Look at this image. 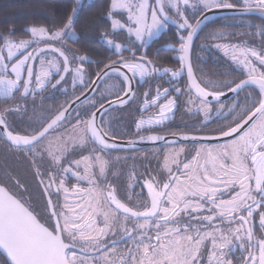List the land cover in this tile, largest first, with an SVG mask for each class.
<instances>
[{
  "label": "snow or ice",
  "instance_id": "6c2138e0",
  "mask_svg": "<svg viewBox=\"0 0 264 264\" xmlns=\"http://www.w3.org/2000/svg\"><path fill=\"white\" fill-rule=\"evenodd\" d=\"M80 8L26 28L27 39L0 33V146L31 177L2 170L0 264H264V22L248 33L259 45L211 46L238 79L197 82L191 60L207 13L264 21V0H110V54L92 74L86 50L65 47ZM170 25L179 65L159 67L148 49ZM56 93L65 102L45 109ZM137 100L126 139L112 112ZM177 112L192 122L172 131ZM145 143L156 151L130 155Z\"/></svg>",
  "mask_w": 264,
  "mask_h": 264
},
{
  "label": "trees",
  "instance_id": "16d2710c",
  "mask_svg": "<svg viewBox=\"0 0 264 264\" xmlns=\"http://www.w3.org/2000/svg\"><path fill=\"white\" fill-rule=\"evenodd\" d=\"M73 3L74 0H0V33H7L13 29L16 32V39L28 38L24 35L26 28L49 26L53 18H63L70 11ZM109 4L110 0L85 1L76 18L75 31L78 39L76 42L70 40V43L74 51L84 53L86 50L91 60V65L87 66V73L89 74L98 72L96 62L110 54L105 47V41L102 39L105 30L110 31V21H106L104 18ZM233 17L238 16L215 19L204 25L199 32L193 47L192 62L200 82L207 83L220 79L239 78V74L234 71V66L211 47L214 43L247 40L253 45H259V38L250 36L248 33L255 30V25L264 21L260 17L251 15L241 23H237L236 20L232 19ZM220 34L224 35V40L213 38ZM176 40L175 26L170 25L167 32L150 45L148 49L149 58H153L156 50L159 49V55L156 58L157 66L178 67L177 51L172 47L175 44V49L179 48ZM180 81L187 82L185 75L181 77ZM110 82L116 83L114 80H110ZM72 90L69 86L68 91L71 93ZM52 91V89H48V92ZM139 94L141 95L140 91ZM37 102L39 103V101ZM64 102V97L60 93H56L55 96L48 97L44 103V108L54 111L56 106ZM177 119H179L180 124L178 130L184 127L182 119L189 122L188 116L182 112H179ZM220 126L222 125L214 124L213 130ZM14 162L15 159L12 155L0 146V176L2 168L12 170Z\"/></svg>",
  "mask_w": 264,
  "mask_h": 264
},
{
  "label": "flooded vegetation",
  "instance_id": "af4514ba",
  "mask_svg": "<svg viewBox=\"0 0 264 264\" xmlns=\"http://www.w3.org/2000/svg\"><path fill=\"white\" fill-rule=\"evenodd\" d=\"M216 43H218V42H216ZM194 44H195V41H194ZM193 47H194V45H193ZM212 48H214V47H212ZM214 50L218 51L216 48H214ZM192 53H193V48H192ZM194 72H195V70H194ZM184 75L186 77V73ZM195 75H196V73H195ZM196 78H197V76H196ZM197 80H198V82H200L198 78H197ZM186 81H187V77H186ZM180 82H181L182 86L187 83V82L184 83L182 81H180ZM104 85L106 86V84H104L103 82L100 83V85H99V87L97 89V94L102 90ZM202 86H203V84H202ZM137 96H140L139 91L137 92ZM0 98H1L0 102H2L3 98L2 97H0ZM137 101L138 102L136 104H133L132 109L130 111L123 112V113L116 112V111L112 112V117L114 118L112 120L113 126L118 127L119 130L125 135L126 139L128 137H130V136H133L134 132H135L134 125L132 124V121L134 119H138L139 118L138 115H137V108H138V105H139L140 101L139 100H137ZM229 102H230V100L226 101L224 103L226 104V103H229ZM178 116H179V112L176 113V116H175L174 120L170 122L172 131H178V127L180 125L179 124V119H177ZM191 122L192 121L189 120V123H191ZM26 123H27L26 121L23 122V123H20V127H23L24 124H26ZM165 135H167V133H165ZM160 147H164V146L161 144ZM140 149H141V151H138V152H135V153H130V155H135L137 157H141L142 158L146 152H153L154 153L156 151V146L153 145V146H148V147L140 148ZM157 159H160L162 161V157H158ZM156 162H157L156 159H152V161H151L152 167L156 166ZM3 169H7V168L3 167L2 170ZM13 169H15L18 172H20V174L23 175L25 177V179H27V180L31 179V177L28 176L25 173L22 163L18 162L16 159H15V162H14V165H13ZM2 170H1V176L0 177H3V175H4ZM137 191H139V189H137ZM120 194L123 195V189H121V193Z\"/></svg>",
  "mask_w": 264,
  "mask_h": 264
},
{
  "label": "water",
  "instance_id": "95a60500",
  "mask_svg": "<svg viewBox=\"0 0 264 264\" xmlns=\"http://www.w3.org/2000/svg\"><path fill=\"white\" fill-rule=\"evenodd\" d=\"M253 15L257 16V17H260L258 13L257 14H253ZM207 16H208V20L206 21V23L204 25H206L207 23H209V22H211V21H213L215 19L225 18V17H232V16H239V12L236 11V10L216 9V10H213L212 12L207 13ZM204 25H202V28H203ZM195 39H194V41H195ZM193 45H194V43H193ZM192 48H193V46H192ZM191 60H192V53H191ZM194 74H195V72H194ZM197 82H198V80H197ZM99 85H98V87H99ZM98 87H97V89H98ZM231 95L232 94L229 93L227 98L222 97L221 99L224 102L229 101L231 99ZM89 98H91V97H89ZM167 138L172 139L173 137L167 136ZM148 146H153V145L145 143V144H141L139 147L140 148H145V147H148Z\"/></svg>",
  "mask_w": 264,
  "mask_h": 264
},
{
  "label": "rangeland",
  "instance_id": "374dc122",
  "mask_svg": "<svg viewBox=\"0 0 264 264\" xmlns=\"http://www.w3.org/2000/svg\"><path fill=\"white\" fill-rule=\"evenodd\" d=\"M85 1H92V0H81V5H82ZM118 18H119V17H118ZM76 33H77V32H76ZM123 38H124V37H123L122 35H117V36L115 37V40H116V42H119V41L123 40ZM22 39H27V38H22ZM17 40H19V39H17ZM65 47H67V48L73 50V48L71 47L70 40L66 43ZM73 51H74V50H73ZM218 51H219V50H218ZM219 52H220L221 55H223V53H222L221 51H219ZM223 57L226 58L224 55H223ZM226 59L231 63V61H230L228 58H226ZM86 72H87V66H86ZM112 84H114V83L109 81V82L106 84V86L104 85V87L102 88L101 91H104L105 94H107L106 90H107L108 86H109V85H112Z\"/></svg>",
  "mask_w": 264,
  "mask_h": 264
}]
</instances>
